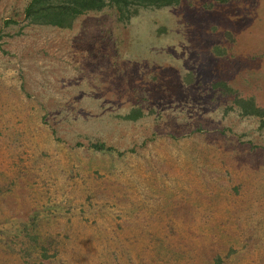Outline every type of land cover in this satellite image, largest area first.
Listing matches in <instances>:
<instances>
[{"label": "rangeland", "instance_id": "1", "mask_svg": "<svg viewBox=\"0 0 264 264\" xmlns=\"http://www.w3.org/2000/svg\"><path fill=\"white\" fill-rule=\"evenodd\" d=\"M28 1L0 0V264H264L263 136L212 88L264 107V0L73 29Z\"/></svg>", "mask_w": 264, "mask_h": 264}, {"label": "trees", "instance_id": "2", "mask_svg": "<svg viewBox=\"0 0 264 264\" xmlns=\"http://www.w3.org/2000/svg\"><path fill=\"white\" fill-rule=\"evenodd\" d=\"M182 0H29L24 7V18L28 24L53 26L61 29H73L78 18L91 12H102L107 8L114 9L117 21L127 24L138 17L143 10L163 9L180 4ZM2 35L0 34V39ZM1 48V44H0ZM187 82L191 74L186 75ZM192 80V79H190ZM214 89L224 96L233 95L231 109H237V114L242 118H255L258 122L257 129L263 136L264 145V107L257 103L254 96H242L226 81L213 84ZM144 115L141 108H133L124 115L126 120H136ZM96 151L112 152L113 145L97 140L89 145ZM43 248L44 256H48L47 247ZM215 264H225L224 259L218 256Z\"/></svg>", "mask_w": 264, "mask_h": 264}]
</instances>
